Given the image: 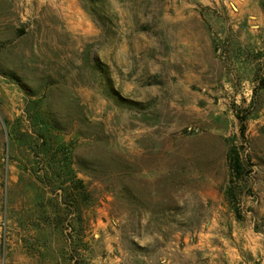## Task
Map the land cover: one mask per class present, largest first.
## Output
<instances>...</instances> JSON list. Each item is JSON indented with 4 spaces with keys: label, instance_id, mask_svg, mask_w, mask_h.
Segmentation results:
<instances>
[{
    "label": "rangeland",
    "instance_id": "1",
    "mask_svg": "<svg viewBox=\"0 0 264 264\" xmlns=\"http://www.w3.org/2000/svg\"><path fill=\"white\" fill-rule=\"evenodd\" d=\"M262 81L264 0H0V264H264Z\"/></svg>",
    "mask_w": 264,
    "mask_h": 264
},
{
    "label": "trees",
    "instance_id": "2",
    "mask_svg": "<svg viewBox=\"0 0 264 264\" xmlns=\"http://www.w3.org/2000/svg\"><path fill=\"white\" fill-rule=\"evenodd\" d=\"M13 78V76L11 75ZM264 84V81H262ZM240 123V135L243 137L245 133L246 115L238 116ZM46 164V170L50 171L53 181L57 184V188L61 190L64 196H70L73 199V210L77 211L76 194L85 195L82 180L76 176L73 169V162L69 150L64 145H59L54 149L46 150L43 160ZM228 162L231 171L236 176H241L244 171V165L236 148L231 147L228 151ZM59 203H57L58 206Z\"/></svg>",
    "mask_w": 264,
    "mask_h": 264
}]
</instances>
